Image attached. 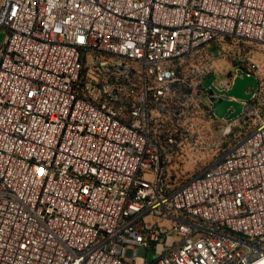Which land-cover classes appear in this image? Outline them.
Masks as SVG:
<instances>
[{
    "label": "built area",
    "instance_id": "built-area-1",
    "mask_svg": "<svg viewBox=\"0 0 264 264\" xmlns=\"http://www.w3.org/2000/svg\"><path fill=\"white\" fill-rule=\"evenodd\" d=\"M0 29V264H264V0H0Z\"/></svg>",
    "mask_w": 264,
    "mask_h": 264
},
{
    "label": "rangeland",
    "instance_id": "rangeland-1",
    "mask_svg": "<svg viewBox=\"0 0 264 264\" xmlns=\"http://www.w3.org/2000/svg\"><path fill=\"white\" fill-rule=\"evenodd\" d=\"M6 37V31L0 29V44H2ZM235 50V43L228 42V53ZM241 51L245 53L250 59L257 61L261 66V76L264 90V42L256 40H245L242 42ZM212 56L221 55L220 49L211 48ZM214 66L217 68L215 74L219 79H224L227 74L234 69L232 61H217ZM246 123L241 125L235 130V134L228 135V137L221 140L219 143L216 139L207 138L204 144L199 145L197 148L188 149L182 156L175 161L172 168V174L175 179L182 180L189 176L196 175L199 172L210 166L215 160L223 155L227 147L235 139L239 133L244 132L247 127H251L254 124L252 117L246 119ZM215 134L219 135V131H215ZM217 137V136H216ZM216 144L213 146V144ZM151 258V255H150Z\"/></svg>",
    "mask_w": 264,
    "mask_h": 264
},
{
    "label": "water",
    "instance_id": "water-1",
    "mask_svg": "<svg viewBox=\"0 0 264 264\" xmlns=\"http://www.w3.org/2000/svg\"><path fill=\"white\" fill-rule=\"evenodd\" d=\"M204 85L208 86V82L205 81ZM258 87L259 82L256 77L249 76L238 70V75L235 77L233 86L227 92V95L233 96L237 99L250 100L252 94L258 89ZM212 89L215 90L214 87H212ZM249 89H251V91L247 92ZM214 107L216 116H218L219 118H223L227 113V109L232 107L234 111L228 114V120L239 116L243 110V105L240 102L229 99H219Z\"/></svg>",
    "mask_w": 264,
    "mask_h": 264
},
{
    "label": "trees",
    "instance_id": "trees-1",
    "mask_svg": "<svg viewBox=\"0 0 264 264\" xmlns=\"http://www.w3.org/2000/svg\"><path fill=\"white\" fill-rule=\"evenodd\" d=\"M233 135V134H232Z\"/></svg>",
    "mask_w": 264,
    "mask_h": 264
}]
</instances>
